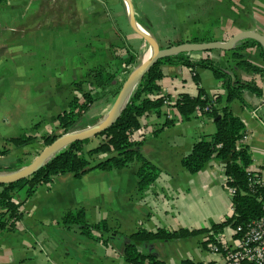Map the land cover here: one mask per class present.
<instances>
[{
  "label": "crops",
  "instance_id": "crops-1",
  "mask_svg": "<svg viewBox=\"0 0 264 264\" xmlns=\"http://www.w3.org/2000/svg\"><path fill=\"white\" fill-rule=\"evenodd\" d=\"M131 2L139 28L162 47L196 39L227 42L244 31L264 37V0ZM149 46L132 27L126 0H8L0 4V152L8 149L0 154V166H11L20 158L31 163L42 152L47 146L43 137L58 133V116L78 95L75 84L87 79L93 69L107 67L119 71V77L124 68L143 61V50ZM188 55L200 59L205 53ZM209 55L241 81H251L262 90L258 95L247 89L244 103H230L245 124L248 140L244 144L257 171L264 165V46L249 38L232 50H214ZM161 69V94L168 96V104L160 115L149 113L141 119L146 136L141 150L161 169L159 179L141 191L136 161L121 170L57 176L31 197L21 191L19 200L25 201L26 214L14 231H0V264H130L124 259L125 245L141 228L204 229L232 215L233 194L226 185L222 161L212 159L195 174L181 164L195 142L215 132L213 119L198 114L154 134L174 115L172 105L180 94L196 96L203 88L214 100L217 94L226 97V88L206 68L194 71L178 64ZM112 97L108 94L96 101L84 122L101 121L112 107ZM25 135L37 138L21 146L10 142ZM95 140L87 147L96 146L99 141ZM260 178L264 180V169ZM205 198L208 209L203 205ZM81 208L89 223L108 222V243L59 224L65 213ZM224 235L228 245L238 244L232 228H226ZM207 239L203 233L142 243L139 249L167 264L186 260L226 264L222 253H212L205 246Z\"/></svg>",
  "mask_w": 264,
  "mask_h": 264
},
{
  "label": "trees",
  "instance_id": "trees-1",
  "mask_svg": "<svg viewBox=\"0 0 264 264\" xmlns=\"http://www.w3.org/2000/svg\"><path fill=\"white\" fill-rule=\"evenodd\" d=\"M8 0H0V4ZM198 42V40H194ZM182 43V42H179ZM175 43V44H179ZM169 45H173L170 43ZM206 51L205 56L200 59H191L187 53H180L160 59L144 76L136 86L125 109L113 126L103 131L96 138L99 142L96 146L88 148L92 138L83 141H76L56 154L39 171L22 180L0 184V231H14L20 221L24 218V200H19V194L25 190L27 197H31L40 186L49 184L57 176L73 174L80 177L93 170H121L128 165L139 162L140 168L137 172L138 187L144 191L154 184L161 175V169L150 161L142 153V145L146 136L142 129L141 119L149 113L160 115L165 99L168 96L161 94L160 80L164 73L162 65H183L192 68H206L212 71L214 77L222 81L226 88V97L217 94L214 100L203 88H199L196 96L182 93L172 105L174 115L168 117L163 126L154 134H159L163 129L178 122L189 121L198 115H206L212 118L215 124V132L211 135H204L194 143L191 151L184 155L181 160L182 166L190 173L200 172L212 159H219L223 163V170L227 177L226 185L234 189L232 203L234 213L227 216L223 221L214 223L211 228L189 229L159 227L156 230L141 228L132 233L125 245L124 259L130 264H167L155 254H144L139 246L142 243L169 241L173 239L187 238L199 234H208L205 246L209 242H217L219 235H222L226 228L236 230L242 227L247 231L249 224L257 219L264 218V183L250 187V178L255 174L260 177L264 165L257 171L253 170V159L249 146L241 144L237 147V141L246 132L243 121L236 116L230 107L234 100L244 103L243 92L251 90L261 95L262 90L251 81L243 82L232 75L227 68L216 62ZM235 55L236 52L234 53ZM134 59L129 61L132 64ZM251 66L248 61H243ZM255 70L256 67L251 66ZM128 73L130 69L124 68ZM119 71H112L109 68H95L89 77L75 84L78 95L70 102L69 107L57 118L58 133L43 137L45 145H50L56 138L73 130L87 128L88 124L95 125L97 120L91 123L84 122L85 114L93 104L108 94L118 95L113 87L119 86L121 80L118 77ZM195 81L200 83V77L196 74ZM207 108V109H206ZM37 137L25 135L10 140L14 145H26L33 142ZM8 152L2 150L0 154ZM29 163L18 159L11 166H0V173L12 172L22 169ZM59 224L68 229H77L81 235L108 243L105 234L110 231L108 222L103 220L91 224L86 218V211L73 209L65 213ZM241 237L242 233L235 235ZM180 264H202L194 263L191 260L183 261ZM242 264H252L244 261Z\"/></svg>",
  "mask_w": 264,
  "mask_h": 264
},
{
  "label": "water",
  "instance_id": "water-1",
  "mask_svg": "<svg viewBox=\"0 0 264 264\" xmlns=\"http://www.w3.org/2000/svg\"><path fill=\"white\" fill-rule=\"evenodd\" d=\"M128 2L130 10V21L132 27L149 43L153 50L152 55L140 62L128 75L122 85L110 111L108 114L97 124L81 129L73 130L56 138L50 145L46 146L42 152L27 166L20 170L12 172L0 173V184H10L24 178H27L37 171H39L46 163H48L56 154L65 149L76 141H83L86 139L94 138L103 131L114 125L119 119L123 110L125 109L131 95L133 94L136 86L150 71V69L162 58L177 55L180 53H202L214 50H232L237 43L244 39H255L264 46V37L254 31H244L236 34L231 40L227 42L221 41H208V42H184L179 44L169 45L162 47L158 40L146 31H142L136 21L135 10L131 0ZM263 98H264V85H263Z\"/></svg>",
  "mask_w": 264,
  "mask_h": 264
},
{
  "label": "built area",
  "instance_id": "built-area-1",
  "mask_svg": "<svg viewBox=\"0 0 264 264\" xmlns=\"http://www.w3.org/2000/svg\"><path fill=\"white\" fill-rule=\"evenodd\" d=\"M166 104H168V98L165 99V105ZM201 113L202 112L199 110L198 114L201 115ZM247 140L248 134L244 133V135L238 139L237 147L239 148L240 145L244 144ZM259 183H264V180L254 174L250 178V187L254 189L255 185ZM228 189L232 194L234 193V189L229 187ZM233 213L234 209L232 206V215ZM238 233H242V236L236 237L235 235ZM234 237L237 238V245H228L223 233L219 235L216 243H207V248L212 253H222L225 257L226 264H242L244 261H248L252 264H264V218L252 221L247 231H244L241 226L238 227L234 230Z\"/></svg>",
  "mask_w": 264,
  "mask_h": 264
},
{
  "label": "rangeland",
  "instance_id": "rangeland-1",
  "mask_svg": "<svg viewBox=\"0 0 264 264\" xmlns=\"http://www.w3.org/2000/svg\"><path fill=\"white\" fill-rule=\"evenodd\" d=\"M150 49V46L149 47H147V48H145L144 50H143V53H142V58H143V56H144V59H145V56H146V53H147V51ZM144 59H142V60H144ZM141 61V60H140ZM136 67V65H134L133 67H130L129 69H130V71L128 72V73H126V72H124V73H122V74H120V76H119V80H121V83H120V85L118 86H115V87H113V89L115 90V91H119V89H121L122 88V85H123V83L125 82V80H126V78L128 77V75L130 74V72L134 69ZM116 97H117V95L116 96H114L113 95V103H114V101H115V99H116ZM113 103H112V105H113ZM95 139H98V138H96V137H94V138H92V141L90 142V145H93V143L92 142H96L97 140H95ZM98 141H99V139H98ZM96 145V144H95ZM91 147H93V146H91ZM228 197V199H229V196H227ZM210 203H209V200H208V198H205V200H204V202H203V205L208 209L209 207H210V205H209ZM211 204L213 205V207H217V201H213V202H211Z\"/></svg>",
  "mask_w": 264,
  "mask_h": 264
},
{
  "label": "bare ground",
  "instance_id": "bare-ground-1",
  "mask_svg": "<svg viewBox=\"0 0 264 264\" xmlns=\"http://www.w3.org/2000/svg\"><path fill=\"white\" fill-rule=\"evenodd\" d=\"M152 53H153V50L152 49H149L147 51V53H146V56H145V59L144 60L148 59L152 55Z\"/></svg>",
  "mask_w": 264,
  "mask_h": 264
}]
</instances>
